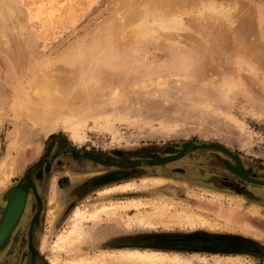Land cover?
I'll return each instance as SVG.
<instances>
[{
	"label": "rangeland",
	"instance_id": "374dc122",
	"mask_svg": "<svg viewBox=\"0 0 264 264\" xmlns=\"http://www.w3.org/2000/svg\"><path fill=\"white\" fill-rule=\"evenodd\" d=\"M121 1L0 0V115H4L0 119L4 120L0 123V160L17 122L26 121L16 115L12 104L16 93L30 86L31 65L37 64L36 71L62 69L64 73V68H71L63 58L79 47L80 56L94 58L98 68L91 80L87 72L94 65L76 69L80 74L74 84L90 83L107 93L114 86L118 90L111 101L85 113L79 139L59 127L56 134L38 140L41 146L36 142L26 145L25 161L19 162L10 187L33 170L30 179L45 203L35 227L37 252L28 246L29 221L39 209V198L30 190L36 209L25 213V222L21 220L0 248V264H53L55 257L58 264H64L104 254H111L108 259L112 264H131L117 260L121 252L131 250L180 254L190 264H264V185L246 182L231 172L225 165V160L235 162L231 155L213 148L190 147L178 160L144 163L130 178H106L99 184L94 179L114 169L72 151L129 163L146 161L148 154L179 153L187 142L215 143L240 156L251 174L264 180V0H190L192 8L177 11L182 17L170 13L175 17L167 29H159L154 21L150 25L149 19L147 25L156 28L157 35L140 39L126 34L116 39L119 43L108 51L113 60L107 62L96 44L117 30L126 5ZM209 4L215 6L213 10ZM9 39L23 43L21 48L27 55L26 65L20 64L23 71L14 62L16 50L9 49L11 44L6 46ZM44 63L49 67L43 68ZM62 80L69 84L72 79ZM4 98L8 99L6 108ZM40 162L42 166L35 167ZM137 201L150 204L137 208ZM7 203L5 188L0 191V219ZM160 203L170 211L193 212L206 225L127 227L123 223L128 215L153 213ZM102 207H113L117 213L103 214L98 224L85 220L81 241L58 255L52 250L58 234L74 224L78 209L89 216ZM193 233L238 237L258 251H221L192 246L183 238L155 237Z\"/></svg>",
	"mask_w": 264,
	"mask_h": 264
},
{
	"label": "bare ground",
	"instance_id": "6f19581e",
	"mask_svg": "<svg viewBox=\"0 0 264 264\" xmlns=\"http://www.w3.org/2000/svg\"><path fill=\"white\" fill-rule=\"evenodd\" d=\"M122 1H121L122 5H124L123 3H126V5H125V9L122 12L119 20L117 21V28H116L117 30L109 32L108 33V35H110L109 38H107L103 42H99V43L97 42V44H96L97 51H99V53L101 55H103L104 58H106L107 62H112V60H113V58H112L113 56L109 55L108 51L114 45H116V43L117 44L119 43V42H116L117 41L116 39L120 40L123 38L122 36L126 35V34L128 36L131 35L132 38H140V39H142L141 37L144 38V36L146 37L148 35L155 36V35H157L156 34L157 33L156 28L154 30L153 28H150L151 26L148 27V25H147L149 19H151V22H152L150 25L153 26V21H154L155 25L158 24L159 29H160V26H161V28L165 27L167 29V26H168L167 24H169V22L171 25V22H172L171 17H175V16H172L170 13H172V14L175 13V15L178 14V16H181L182 14L179 15V12L177 13V11H179L181 8H192L193 7V2L190 0H185L184 2H177V1L174 2L172 0H125V2L124 1L122 2ZM213 4H209V5H207V7L209 6V8L211 7L213 10L214 9L213 6L215 5V4L214 5ZM220 4H222V3H220ZM207 7H204V8L208 9ZM248 7H249V5H248ZM122 8H123V6L121 7V11H122ZM225 8H226V6H225ZM235 8L236 9L239 8V5L237 4L235 6ZM119 11H120V9H119ZM119 11L117 10V12H119ZM204 11H206V10H204ZM245 12L248 13L247 9L245 10ZM250 12L253 13V11H250ZM200 13H202V12H200ZM223 13H224V11H223ZM167 14H169L170 17H168V18L165 17ZM250 14H249V16H250ZM217 16H219V15H217ZM253 17H254V13L252 15V18ZM117 19H118V17H117ZM174 19L177 20L179 18L176 17ZM5 21H7V19ZM173 22H175V21H173ZM3 26H4V24H3ZM168 28H171V27H168ZM6 29L7 28L4 29V27H3V30H6ZM166 29H165V31H166ZM158 33L160 34V32H158ZM17 40H18V42H20L19 39H17ZM129 40H131V37L129 38ZM0 41H2V39H0ZM5 41H6V39H5ZM12 42L13 41L10 40V42H8V43L4 42L1 44L5 45V43H6V46L8 44H9L8 46H10V44H11L9 49H11L12 52L16 50L15 56L10 51H8V52H10V55L12 57L14 56V58H15L14 62L16 64H19V65L20 64L23 66L26 65V63H27L26 56L27 55H25V51H23V48H21L23 43H22V45H20L21 43L16 44L15 41H14V43H12ZM136 42H137V40H136ZM6 50H8V49H6ZM83 55H84V52H83ZM63 59L65 60L64 64H68V66L66 65V67L68 69L71 68V70H67L66 68H64L65 69L64 73H61L62 69L61 70L57 69V71L51 70V69L49 71L40 69V70L36 71L37 70V64H35L34 66L31 65V67L28 70L29 74H30L29 76H31L30 80L28 81L30 86H28L27 88H25V90H22L21 92H17L15 97H14L15 99H14V102L12 104V109L16 113L17 116H20V118H22L24 116L26 118V121H23V120H25V119H23L21 122H17L19 124L16 125L15 128L13 129V131L10 133L9 144H8V147H7L6 152H5L6 154L0 160V191H2V189L6 188V199L8 200L6 208L1 210L2 211V217L0 219V247L2 245H4L7 242V240H9L8 238L10 237L13 229L17 228L16 225L19 224L20 220L25 215L26 210L28 211L29 214L31 213L32 205L30 203L33 202V201H31V199L29 197V190H30L29 178H30L31 172L28 171L24 175L23 180L21 182H19V184L17 186L10 187V182H11L12 176L16 173L15 170L18 168L19 162L25 158L26 152H25L24 148L26 147V145L27 146L32 145L35 142H36L35 144H37L38 140L40 141V139H43L44 136L52 135L54 133L56 134L58 132L59 127H62L66 132H68V133L72 134L74 137L78 138L80 136L79 126H80L81 121H82V123L85 121V115H86L85 113L93 111V109H96L99 105L100 106L104 105L106 101L110 100L111 95L114 97V95L116 93L118 94L117 87H115V86L112 87V89H111L112 91L110 90L111 93H107L106 91L102 90L101 88L98 90V88L100 86L98 88L94 89V86L90 83L83 82L82 85H81V83H78V85L74 84L76 82L79 74H80L79 71H81L82 66H84L86 64L94 65L93 64L94 58H92V57L83 58L82 56H80L79 47H78V49L74 48L72 54L65 56ZM19 65H18V67H19ZM56 65L57 64H54V67ZM41 66L43 68L49 67L45 63H44V65H41ZM16 67H17V65H16ZM77 67H79V68H77ZM97 68H98V66L94 65L92 68H90V72H87L88 76H89L88 78H90V80L95 75ZM18 69H21L22 71L24 70V68L22 69V66H21V68H18ZM76 69L79 71H77ZM62 78L72 79L71 83L64 84L65 82L62 80ZM94 80H95V78H94ZM90 82H92V81H90ZM140 82H143V81H140ZM94 83H95V81H94ZM17 90H19V89H17ZM1 93H3V92H1ZM4 94H5V91H4ZM1 95H3V94H1ZM0 98H1V96H0ZM9 98H10V96H9ZM5 100H7V102L5 101L6 104H4L3 107L6 108L7 103H8V99L6 98ZM0 102H2V101L0 100ZM3 102H4V100H3ZM114 103H116V102H114ZM260 112L258 113L259 115L261 114ZM1 115H3V113ZM255 115L257 116V114H255ZM3 116H1L0 119H2ZM261 116H259V117H261ZM263 116H264V113H263ZM94 117H96V116H94ZM3 119H4V117H3ZM3 121H0V123H2ZM249 137H248V139H249ZM37 145L41 146V143H38ZM34 150H35V148H34ZM134 153H136V152H134ZM228 153L230 155L229 151H228ZM184 154H185L184 149L182 151H180L179 153L170 154L167 156L149 154V156L152 158V160H149L148 162L152 163V164H154L156 162H159L161 164H165V163H169L171 161L178 160L179 158H182V156ZM95 158L99 162H104L103 159H100L98 157H95ZM235 160H236V162L234 164L232 162L230 163L229 161L226 162L227 166L231 172H233L235 175H238L242 179H245L246 182L250 181L253 183L254 182L264 183V181L258 180L256 178L255 174H254L255 178L252 175H250V172L248 171L246 165L244 164V161L242 160V158L240 156H235ZM24 161H25V159H24ZM141 163L142 162H140V160H135L134 163H132L131 165L123 166V168L122 167L121 168L124 169L126 167H131V168L135 167V166L138 167V165H140ZM121 175H122V173H121ZM112 177H114V176H112ZM108 178H111V177H108ZM32 188L35 191L38 198L40 199V195H39L37 189L33 185H32ZM123 188L125 189L126 187H123ZM33 190H32V192H33ZM32 199H33V197H32ZM28 202H29V204H28ZM163 203H165V202H163ZM40 204L42 206V203H40ZM148 204H150V202H145V201L139 202V201H137V203L135 204V207L140 208L141 206H146ZM164 205L165 204L160 203V205H158V207L155 209V211L149 215H146L144 213H139V214L137 213L134 216L128 215V217L126 219L124 217L123 223L127 227H130V225H133V224H143V225H149L151 227H154L158 224L164 225L166 227H171L174 224H180V225H184V226H196L200 223L202 225H206L205 221L202 220V217L196 215L192 211H191L192 213H188L185 210L184 211L183 210L182 211H170V210H167L166 206H164ZM167 205H168V203H167ZM111 208H113V207H109V209H108V207H105L104 209L102 207L101 210H97L93 213H90L89 216H87L86 212H83L81 209H78L75 213V218H73V219H75L74 224L72 225V227L68 231L58 234L57 239L55 240V243L53 244V246H51V247H53L52 250L54 249V252L56 251L57 255L61 252L63 253V251L64 252L69 251L71 248H73V246L78 241H81L84 238L85 232H86L85 227H84V221L85 220H94L98 224L101 221L103 214L115 216L117 213L116 212L117 209H115V208L111 209ZM34 209H36V208H34ZM24 218H25V216H24ZM24 218L22 219L23 222H25ZM38 218L32 217L31 220L29 221L30 226H29V235H28L29 241H28V243H29V247H30L32 252H37L36 251L37 249H36L34 242H33V232H34L36 220ZM22 226H23V224H22ZM210 227L215 228V225L211 224ZM223 227H224V225H223ZM193 241H196V240H193ZM120 254L121 255H119V258H117V260H119L120 262H128L131 264H190L189 260L180 254H175L174 256H170L166 253H156L154 251L150 252V251H140V250L123 251ZM109 257H112L111 254L109 256H107V254H104V256H102V257L100 256V257H97L94 259H88L87 257L86 258L80 257L78 259H74V260H71L69 262L67 261L64 264H112L110 262L111 259L110 260L108 259ZM51 260H52L53 264L59 263L58 257H55Z\"/></svg>",
	"mask_w": 264,
	"mask_h": 264
},
{
	"label": "flooded vegetation",
	"instance_id": "af4514ba",
	"mask_svg": "<svg viewBox=\"0 0 264 264\" xmlns=\"http://www.w3.org/2000/svg\"><path fill=\"white\" fill-rule=\"evenodd\" d=\"M75 154H80V155H82L81 157H86V158H91V159H95V157H98V158H100V159H103L104 160V162H99V163H102V165H105V166H109V167H111V168H113L114 169V171H111V172H109V173H107L106 175H104V176H102V177H99V178H96V179H94V182L95 183H99V184H101V183H103L104 184V181H105V179L106 178H108V177H111L112 178V180L113 179H119V178H121V179H127V178H130L132 175H134L135 173H136V168H137V166H135V167H126V168H124V169H122L123 168V166H127V165H131L132 163H134V161H132V162H129V163H121V162H119V161H116L115 159L112 161V159H110V158H101V156H98V155H95V154H90V153H79L78 151H76V150H72ZM78 152V153H77ZM148 156H149V154H148ZM235 156H237V155H233L232 154V157H234L235 158ZM149 159H150V156L148 157ZM149 159H147L146 161H143V160H140V162H142L140 165L142 166V165H144V163H148V164H150L149 162H148V160ZM96 160V159H95ZM98 161V160H97ZM228 160H225V165L227 166V162ZM230 162V161H229ZM235 162H236V160H235ZM234 162V163H235ZM231 163V162H230ZM233 163V164H234ZM245 164V163H244ZM42 165V162H40V163H38V164H36L35 165V167H40ZM140 165H138V166H140ZM150 165H153V164H150ZM34 167V168H35ZM122 167V168H121ZM247 167V166H246ZM227 168H228V166H227ZM229 169V168H228ZM248 169V168H247ZM118 170V171H117ZM122 170V171H121ZM125 170V171H124ZM30 172H32L33 170L31 169V170H29ZM248 171L250 172V175H252L251 174V171L248 169ZM125 172V173H124ZM121 173H122V175H121ZM124 173V174H123ZM113 174V175H112ZM112 176H114V177H112ZM116 176V177H115ZM254 178H255V176L254 175H252ZM110 178V179H111ZM257 178V177H256ZM258 180H262V179H260V178H257ZM99 181V182H98ZM262 181H264V180H262ZM253 183V182H252ZM32 185L37 189V191H38V187H36V185H34L33 183H32V181H31V179L29 178V187H30V190H33V188H32ZM30 190H29V197H30V199H31V194H30ZM34 191V190H33ZM39 193V192H38ZM40 195V194H39ZM30 201V200H29ZM31 201H32V199H31ZM40 203H42V206H41V204ZM28 204H29V202H28ZM31 205H32V209H33V204L32 203H30ZM32 209H31V211H32ZM45 209V203H44V201H43V199H42V196L40 195V199H39V209H38V211H37V214L36 215H34L33 217H36V218H38L39 217V215L42 213V211ZM26 212H27V210H26ZM25 212V213H26ZM39 214V215H38ZM24 217V216H23ZM22 220V219H21ZM21 220H20V222H21ZM40 219L38 218L37 220H36V222H38ZM19 222V223H20ZM19 225V224H18ZM17 226V225H16ZM35 227H36V223H35ZM34 227V232H33V242H34V238H35V228ZM15 229V228H14ZM14 229H13V231H14ZM13 231H12V233H13ZM12 233H11V235H12ZM10 235V236H11ZM28 235H29V233H28ZM10 238V237H9ZM8 238V239H9ZM28 241H29V236H28ZM7 242H8V240H7ZM6 242V243H7ZM5 243V244H6ZM4 244V245H5ZM190 244L193 246H196V247H206V248H211V249H216V250H221V251H229V250H236V251H258V248L256 247V246H253V245H251V244H249L248 242H243V241H239V240H230V241H191L190 242ZM3 245V246H4ZM34 245H35V243H34ZM2 246V247H3ZM28 246H29V243H28ZM36 247V246H35ZM30 248V247H29Z\"/></svg>",
	"mask_w": 264,
	"mask_h": 264
},
{
	"label": "water",
	"instance_id": "95a60500",
	"mask_svg": "<svg viewBox=\"0 0 264 264\" xmlns=\"http://www.w3.org/2000/svg\"><path fill=\"white\" fill-rule=\"evenodd\" d=\"M190 147H193L195 149H198V148H213V149H217V150L223 151V152H225L227 154H229L228 153V151H229L230 155H232V152L230 150H228L226 147H224L222 145H219V144H215V143L195 144L193 142H187V143H184V145H183V148L185 149V151H186V149H188ZM254 183L264 185V183H261V182H254ZM155 237H158V238H162V237L183 238V239L189 240V241H193V240H197V241H230V240L234 241V240H239V241L247 242L246 240L238 238V237L226 236V235H209V234H204V233H193V234H190V235H158V236H155ZM146 238H150V237H146Z\"/></svg>",
	"mask_w": 264,
	"mask_h": 264
}]
</instances>
